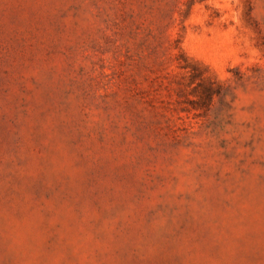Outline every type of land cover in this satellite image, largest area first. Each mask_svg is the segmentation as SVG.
<instances>
[{"label":"rangeland","instance_id":"1","mask_svg":"<svg viewBox=\"0 0 264 264\" xmlns=\"http://www.w3.org/2000/svg\"><path fill=\"white\" fill-rule=\"evenodd\" d=\"M0 264H264V0H0Z\"/></svg>","mask_w":264,"mask_h":264}]
</instances>
